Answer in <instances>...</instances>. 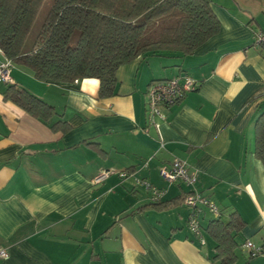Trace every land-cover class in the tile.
<instances>
[{
	"label": "crops",
	"instance_id": "0c3cea01",
	"mask_svg": "<svg viewBox=\"0 0 264 264\" xmlns=\"http://www.w3.org/2000/svg\"><path fill=\"white\" fill-rule=\"evenodd\" d=\"M218 34L181 59H136L116 74V95L99 98V82L36 80L13 65V85L52 106L51 130L3 97L0 84V264H220L199 214L204 245L187 228L191 191L168 184L159 169L178 158L197 173L194 189L227 223L244 222L233 264H264L244 244L264 246V163L255 155V124L264 114V0H211ZM0 51V63L4 61ZM187 74L198 88L149 124L145 93L153 80ZM146 164V167L144 166ZM109 171L100 184L94 178ZM134 172L165 191L163 205L135 185Z\"/></svg>",
	"mask_w": 264,
	"mask_h": 264
},
{
	"label": "trees",
	"instance_id": "16d2710c",
	"mask_svg": "<svg viewBox=\"0 0 264 264\" xmlns=\"http://www.w3.org/2000/svg\"><path fill=\"white\" fill-rule=\"evenodd\" d=\"M44 3L45 0H0V51L4 59L12 66L29 69L40 82L74 84L96 79L99 98L116 95L120 67L138 58H184L221 29L211 0H51L41 30L32 46L26 47ZM259 45L264 48V43ZM184 77L194 81L195 91L199 85L187 74L153 80L148 87L173 79L182 81ZM6 85L5 100L53 131L67 129L65 121H53L56 112L48 103L22 87ZM255 135V155L264 163V114L256 121ZM187 194L181 198L182 203ZM229 218L223 223L220 216L206 227L216 245L213 259L220 264L235 262V236L244 225L236 213ZM261 254L264 246L259 247Z\"/></svg>",
	"mask_w": 264,
	"mask_h": 264
},
{
	"label": "built area",
	"instance_id": "2783aa9c",
	"mask_svg": "<svg viewBox=\"0 0 264 264\" xmlns=\"http://www.w3.org/2000/svg\"><path fill=\"white\" fill-rule=\"evenodd\" d=\"M254 36L257 45L264 43V33L259 31ZM11 67L12 65L6 60L0 63V84H12L10 77ZM180 81L181 79H173L166 83H154L148 87L145 93V108L150 125L157 128V121L165 119L162 113L163 107L175 103L177 100L182 99L186 93L188 94L194 91L195 83L193 80L184 77ZM144 166L146 167V164ZM109 174V171L100 172L94 178L93 183L100 184ZM119 176L121 178H126L127 176L133 177L135 185L143 186L150 194L149 198L151 203L162 201L165 191L158 189L146 179L135 177L134 172H123ZM159 176L168 184L179 183L191 189L183 200V204L189 207L191 211L187 221V228L193 235L199 238L201 245H204L205 242L199 224V214L202 208H206L214 218H219L221 214L211 200L194 189L197 181V173L185 161L175 158L169 165L160 167ZM244 248L249 251L252 257L259 255V248L255 247L249 241L244 244ZM6 257L7 253L4 250H0V258L3 259Z\"/></svg>",
	"mask_w": 264,
	"mask_h": 264
},
{
	"label": "rangeland",
	"instance_id": "374dc122",
	"mask_svg": "<svg viewBox=\"0 0 264 264\" xmlns=\"http://www.w3.org/2000/svg\"><path fill=\"white\" fill-rule=\"evenodd\" d=\"M50 3H51V0H45V3L43 5V8L41 9L36 21H35V24L33 26V29L31 31V34L29 36V38L27 39V42H26V47H31L33 42H34V37L37 35V33H39V31L41 30V27L44 23V19H45V16H46V13L48 12L49 10V7H50Z\"/></svg>",
	"mask_w": 264,
	"mask_h": 264
}]
</instances>
